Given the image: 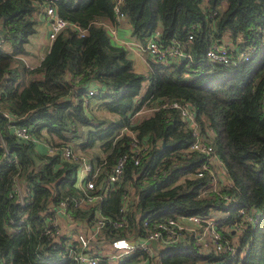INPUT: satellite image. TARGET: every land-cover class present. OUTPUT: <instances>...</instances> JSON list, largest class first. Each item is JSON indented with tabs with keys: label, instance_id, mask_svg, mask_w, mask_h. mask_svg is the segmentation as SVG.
Here are the masks:
<instances>
[{
	"label": "trees",
	"instance_id": "obj_1",
	"mask_svg": "<svg viewBox=\"0 0 264 264\" xmlns=\"http://www.w3.org/2000/svg\"><path fill=\"white\" fill-rule=\"evenodd\" d=\"M45 3L61 18L76 21L83 33L64 27L41 60L33 62L28 56L34 55L35 24ZM112 3L0 0V264H76L67 254L68 236L52 242L44 234L48 215L61 199L78 228L90 235L85 250L98 257V264H136L146 257L143 251L110 258L109 241L132 240L142 233L144 219L178 214L212 216L230 250L204 248L184 233L155 249L145 264H264V0H124L119 24L126 25L130 37L143 46L157 28L159 44L173 37L185 55L161 62L143 51V72L134 68L129 48L112 42L101 25L116 24ZM213 43L253 46L254 52L224 67L205 59ZM89 87L96 92L86 97ZM93 99L114 117L92 116ZM179 99L192 105L197 133L219 161L210 164L213 176L207 170L196 175L205 157L196 151L183 154L194 139L191 129L176 109L160 106ZM145 104L151 112L130 125L133 112ZM7 123L29 128L36 141L15 138ZM124 125L146 136L148 151L137 164L124 162L117 183L97 187L99 199L73 205L83 195L72 185L78 163L60 161L57 152L48 155L45 145L75 143L77 150L97 145L101 155L89 160L103 159L99 174H106L126 150L127 137L114 138ZM10 155L15 162L7 160ZM17 170L31 195L26 204L7 196ZM239 208L248 209L251 218L232 231V223L241 219ZM98 212L105 221L94 232ZM119 220L125 221L113 226Z\"/></svg>",
	"mask_w": 264,
	"mask_h": 264
},
{
	"label": "built area",
	"instance_id": "obj_2",
	"mask_svg": "<svg viewBox=\"0 0 264 264\" xmlns=\"http://www.w3.org/2000/svg\"><path fill=\"white\" fill-rule=\"evenodd\" d=\"M112 1V11L114 13V22L116 24L105 21L101 22V25L104 27L109 37L111 39H115L116 28L123 17L120 6L123 4L124 0ZM40 16L46 25V40L48 44L57 32L67 26L78 29V33L80 35L83 33V31L79 29L76 21L69 22L58 16L51 4L45 3L42 6ZM158 36L159 32L156 28L146 38L143 46L140 45L134 38L131 40V45L134 47L140 45L142 50L145 51L147 55L161 62H169L173 59H178L180 55H184L177 39L172 37L164 45H161L158 42ZM121 44L125 45L127 48H131L130 44L127 42H122L119 45ZM252 52H254L253 46L246 48H232L213 43L206 48L204 56L208 63H216L226 67L230 64L247 60L251 56ZM41 58L42 56H40L39 60H41ZM95 92L96 89L94 87H89L86 92V97H90ZM83 102H86V98H84ZM262 105L264 106V94L262 98ZM160 106L176 109L182 123L187 128L191 129L194 139L188 144V147L185 149L183 154L187 156V154L191 151H196L204 154L205 157V160L201 164L200 168H198L196 175L199 176L203 170H207V172L213 176L210 164L214 165L218 161L213 162V159L216 158L211 155V146L206 141H203L197 133L195 112L192 105L186 100L179 99L162 101ZM137 113L138 110L133 112V115L131 116L133 121L130 122V125H133L136 122L134 120ZM3 115L6 116L8 120L13 118L12 115L7 112H4ZM130 125L122 126L115 133L114 138L127 137V147L125 151L117 155L115 161L110 166L106 174H99L101 165L104 163L103 159L98 163H94L87 157L76 155L74 153V149L70 145H62L59 148L45 145V150L48 155H52L57 152L60 161L73 160L78 163L72 185L82 191L83 195L78 199H75L72 203L73 205H89L96 199H99L98 195L94 192L97 187H103L107 183H117L120 180L124 162L127 159H131L134 164H137L139 158L148 151L149 142L147 141L146 136H138L137 130L131 128ZM7 129L15 138L21 140L22 142L36 141L30 132V129L23 125L7 123ZM207 134L209 135L210 132L207 131ZM7 160L13 162L14 156L10 155L7 157ZM19 178L20 176L18 175L17 170L10 182L7 196L10 199H17L19 204H26L30 201L31 195L28 187L23 185ZM211 189L216 191L214 183ZM219 196L227 198L223 194H219ZM123 210V207L120 206L119 211L124 213ZM238 213L240 214L241 219L232 223V231H240L243 226V222L251 218L248 209L239 208ZM104 221L105 218L99 212L96 213V216H94V223L92 225L93 231L96 232L99 230V228L103 226ZM124 221L125 220H119L115 222L113 226L120 227ZM78 225L79 223L77 221L71 219V215L67 209V202L61 199L48 215L44 234H46L48 239L52 242L60 239V236H68L69 239H67L65 245L67 248V254L76 264H98V257L85 250L90 243V235H86L83 231H81L78 228ZM141 228L142 233L137 234L132 240L125 237L111 239L109 241V248L112 251V254H109L110 258H117L120 255L138 249L143 251L146 254V257H142L136 264H145L146 258L156 253L155 249L161 247L162 244L181 239L184 233L192 234L195 244L201 245L204 248L211 247L216 251L221 249L230 250L231 248L229 240L222 237L218 232L216 223L212 216H201L200 214H178L153 221H147L144 219L141 222ZM227 228L229 227H225V229ZM152 240H155V247L151 245Z\"/></svg>",
	"mask_w": 264,
	"mask_h": 264
},
{
	"label": "crops",
	"instance_id": "obj_3",
	"mask_svg": "<svg viewBox=\"0 0 264 264\" xmlns=\"http://www.w3.org/2000/svg\"><path fill=\"white\" fill-rule=\"evenodd\" d=\"M39 23L43 26L44 30L41 31L39 37L36 36L37 39H39L40 41H38V40H36L34 38H33V41H35L36 43L41 42L42 46H45L46 47V49H45V51H46L47 48H48V43H47V40H46V25H45V23H44V21H43L42 18L39 19ZM132 39L133 38L130 37L129 31H128V28L126 27V25H121L120 24L116 28V37H115V39H111V40L115 44H120L122 42L129 43L130 46H131V48H129V50H130V53H131V57L133 58V64H137L140 67H143V69H145L146 68V64H145L144 58H142V55H141L142 52H143V50H142V48H141L140 45H137V47L132 46L131 45V40ZM43 54L44 53H40V54L37 55V57L35 55L30 54L28 56V59L31 60V61H33V62H38L40 56H43ZM151 110L152 109H151L150 106H148L144 110L143 109H139L138 113L136 114L137 117L135 116V120L136 119L138 120L143 115H148L151 112ZM95 153H97V152H95ZM98 154L100 155V151L98 152ZM214 161H218V160L213 159V162ZM217 163H219V161Z\"/></svg>",
	"mask_w": 264,
	"mask_h": 264
},
{
	"label": "rangeland",
	"instance_id": "obj_4",
	"mask_svg": "<svg viewBox=\"0 0 264 264\" xmlns=\"http://www.w3.org/2000/svg\"><path fill=\"white\" fill-rule=\"evenodd\" d=\"M119 26V25H118ZM117 26V27H118ZM35 35H33V38L34 39H36V40H38V41H40L39 39H37V37H39L40 36V33H41V31L42 30H44V28H43V26L39 23V22H37L36 24H35ZM37 36V37H36ZM45 49H46V47L45 46H42V44H41V42H38V43H36V46H35V50H34V55L37 57V55L38 54H40V53H44L45 52ZM142 55V58H144V54L142 53L141 54ZM134 68L137 70V71H139V72H143L144 71V69H143V67H140L139 65H137V64H134ZM145 85H146V81H144V84L142 85L143 87L142 88H144L145 87ZM98 103H97V101H95L94 99L91 101V106L89 107V109H88V112L92 115V116H96V117H102V116H107V117H110V118H113L114 117V114L113 113H110V112H107V111H105L104 109H102L100 106H98L97 105ZM148 106L145 104V105H143V106H141V108L140 109H145V108H147ZM137 117V116H136ZM74 144L75 143H72L71 145H72V147H73V149H74V153L76 154V155H79V156H82V157H87V158H89V157H94V155L96 154L95 152H99V149L97 148V145H94L93 147H91V148H89V149H85V150H77V149H75V146H74ZM97 144V143H96ZM256 213H254L253 214V219H255L256 218Z\"/></svg>",
	"mask_w": 264,
	"mask_h": 264
},
{
	"label": "water",
	"instance_id": "obj_5",
	"mask_svg": "<svg viewBox=\"0 0 264 264\" xmlns=\"http://www.w3.org/2000/svg\"><path fill=\"white\" fill-rule=\"evenodd\" d=\"M184 57H185V55H180V56H179L180 59H182V58H184ZM151 245H152L153 247H155V240H152V241H151Z\"/></svg>",
	"mask_w": 264,
	"mask_h": 264
}]
</instances>
